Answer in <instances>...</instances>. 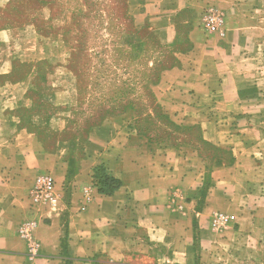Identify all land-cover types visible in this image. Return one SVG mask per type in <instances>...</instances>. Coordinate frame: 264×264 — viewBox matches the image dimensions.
<instances>
[{
  "label": "crops",
  "instance_id": "1",
  "mask_svg": "<svg viewBox=\"0 0 264 264\" xmlns=\"http://www.w3.org/2000/svg\"><path fill=\"white\" fill-rule=\"evenodd\" d=\"M130 2L159 57L157 104L208 149L141 136L126 105L69 136L75 89L41 76L55 63L35 36L0 25V264H264V0ZM212 10L224 22L209 31ZM98 170L119 186L88 198ZM39 175L54 207H34ZM218 213L234 220L216 228Z\"/></svg>",
  "mask_w": 264,
  "mask_h": 264
},
{
  "label": "rangeland",
  "instance_id": "2",
  "mask_svg": "<svg viewBox=\"0 0 264 264\" xmlns=\"http://www.w3.org/2000/svg\"><path fill=\"white\" fill-rule=\"evenodd\" d=\"M0 18V25L33 35L47 47L55 64L39 65L41 76L58 72L63 88L75 89L69 136L84 139L93 126L126 105L137 111L141 136L171 145L191 140L208 149L201 131L180 128L157 106L152 84L162 69L153 71L151 63L159 57L149 48L153 43L140 39L146 29H137L130 0H13ZM36 97L48 107L42 85Z\"/></svg>",
  "mask_w": 264,
  "mask_h": 264
},
{
  "label": "built area",
  "instance_id": "3",
  "mask_svg": "<svg viewBox=\"0 0 264 264\" xmlns=\"http://www.w3.org/2000/svg\"><path fill=\"white\" fill-rule=\"evenodd\" d=\"M224 22L222 14L217 10H212L207 13L204 19V28L209 31H214L222 27ZM98 186L94 183L92 187L86 190V196L91 198L93 196V189ZM32 198L35 208H39L40 206H50L54 207L59 197L56 194L55 180L50 175H39L36 180L32 190ZM234 220L233 216H227L223 213H218L213 221V226L216 228H220L225 226L227 223ZM31 227L23 226L19 234L22 238L28 239L30 238Z\"/></svg>",
  "mask_w": 264,
  "mask_h": 264
},
{
  "label": "trees",
  "instance_id": "4",
  "mask_svg": "<svg viewBox=\"0 0 264 264\" xmlns=\"http://www.w3.org/2000/svg\"><path fill=\"white\" fill-rule=\"evenodd\" d=\"M155 101H156V99H155ZM156 104H157V102H156ZM157 106L160 108V106L158 104H157ZM94 182L99 188V193L105 194V195L111 194L119 186V184L116 181L110 179L106 175L104 170H98L96 172Z\"/></svg>",
  "mask_w": 264,
  "mask_h": 264
}]
</instances>
